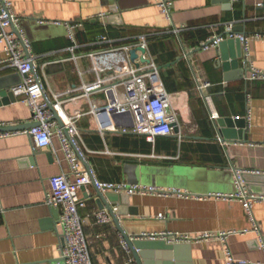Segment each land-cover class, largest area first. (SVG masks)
<instances>
[{"label": "crops", "instance_id": "1", "mask_svg": "<svg viewBox=\"0 0 264 264\" xmlns=\"http://www.w3.org/2000/svg\"><path fill=\"white\" fill-rule=\"evenodd\" d=\"M9 2L18 19L15 28L30 40L36 69L51 98L74 97L83 86L95 84L116 86L124 97L125 89L115 76L98 72L89 55L105 49L95 44L100 36L107 35L113 47L137 44L146 37V59L158 67L165 90L174 95L179 135L161 136L151 143L131 132L134 120L128 113L88 114L90 103L103 110L108 107L105 91L92 92L89 100L68 107L70 113L78 109L86 113L78 120L82 165L98 181L181 189L191 195L119 194L122 200L113 205L119 224L131 240L147 245L146 264H225V246L236 259L264 264L243 204L238 199L206 197L235 194L240 170L249 173L245 176L248 190L264 195V85L245 81L242 44L239 67L232 65L238 57L234 44L225 53L219 46L202 48L233 23L235 34L249 37V61L264 72V7H258L264 0H174L172 22L155 0ZM75 22L83 23L77 43L70 41L64 25ZM230 40L235 39L226 41ZM223 57L221 63L230 65L229 70L218 65ZM5 59L0 45V93L6 91L10 100L8 93H13L21 77ZM198 82L211 84L206 92L218 119L211 118ZM13 98L4 102L0 95V128L31 124L29 106L14 94ZM230 118L243 120L244 140L227 141L218 134L217 121ZM52 140L51 148L36 149L24 132L0 139V264L61 263V228L46 197L50 179L68 174L70 164L61 139ZM81 191L86 205L80 215L93 264H137L113 218L110 224L95 222V212L102 209L92 197L93 189ZM254 215L264 234V202L254 205ZM233 231L226 242L217 237L195 240ZM147 235L158 237H143Z\"/></svg>", "mask_w": 264, "mask_h": 264}, {"label": "built area", "instance_id": "2", "mask_svg": "<svg viewBox=\"0 0 264 264\" xmlns=\"http://www.w3.org/2000/svg\"><path fill=\"white\" fill-rule=\"evenodd\" d=\"M156 6L162 11L166 18L172 22L174 0H155ZM242 0H232L233 3H240ZM264 7V3L258 5ZM104 17V16H103ZM18 19L13 15L11 2L9 0H0V45L3 47L6 59L4 63L18 72L21 77L20 83L12 88L13 94L21 102L29 106L31 110L30 123L34 127L24 130L34 142L36 149L51 148L53 137L61 139L62 150L67 161L70 164L68 174L61 173L50 179V190L46 197V204L55 210H59L58 226L61 228V238L63 245L60 249L59 264H93L90 258L89 243L87 241L85 226L80 215V210L85 207L86 201L81 196V190L93 188V183L104 193L116 194H152L168 195L175 194L180 197H189V193L177 189H160L155 186L131 185L125 183H103L95 178L91 170L85 169L82 165V159H85L79 145V122L78 120L86 113L83 109H78L70 113L68 107L75 102L89 100L92 92L105 91L108 95V107L101 109L97 104H91V110L88 114L96 117L105 114L110 117L113 114H130L134 120L132 133L145 136L147 140L154 143L161 136L169 137L175 135L174 124L178 123L177 111L174 95L169 94L162 83L158 67L148 62H141V58L146 59V54L138 53L136 61L131 60V52L137 48H147V39L142 37L141 42L137 44L113 47L110 38L100 36L95 40L96 45H105V49L94 51L89 55L94 68L101 74L111 73L115 76L125 89L124 97L117 93L116 86L108 88L101 84L83 86V91L70 98H61L54 95L51 98L43 88L41 77L36 69V57L32 54L30 40L18 30V34L12 27L17 25ZM69 39L77 43V32L83 28V23H66ZM235 24L230 23L225 28L224 35H213L202 44L203 49L218 47L228 38L239 40L245 49L243 64L247 71L245 81L260 82L264 85V72L260 71L249 61L248 36H239L235 34ZM258 38L261 35H257ZM198 91L202 99L208 106L211 118L218 119V113L213 107L212 100L207 94L209 83L198 82ZM56 115L60 122L54 120ZM18 131L0 132V139L23 133ZM127 133L128 130H124ZM180 133V130H179ZM178 133V135H179ZM257 173V172H256ZM249 174L245 171H236L235 186L237 192L232 195H208L206 197H224L229 200L238 199L243 204L244 210L249 221H252L254 231L257 234L259 247L264 253V234L254 215V205L258 202H264V195L253 194L248 190L245 182V176ZM202 199L205 196L201 197ZM2 203L0 201V212H2ZM97 224H110L112 218L108 211L98 210L94 214ZM160 218L163 219L161 216ZM236 233L227 232L218 235L204 234L197 237L199 239L219 238L226 242L227 237ZM156 239L157 235H147ZM188 239V237H184ZM125 248L129 250L125 242ZM224 254L226 256L225 264H261L251 263L247 260H239L233 256L231 250L225 246Z\"/></svg>", "mask_w": 264, "mask_h": 264}, {"label": "water", "instance_id": "3", "mask_svg": "<svg viewBox=\"0 0 264 264\" xmlns=\"http://www.w3.org/2000/svg\"><path fill=\"white\" fill-rule=\"evenodd\" d=\"M228 2H231V0H225ZM16 34H18V30L15 28V26H13ZM234 44L237 48H238V57L237 59L232 63L233 66L239 67V60L242 58V48H241V43L239 40H230V41H223L220 45L219 48L221 49L222 53H225L228 45H232ZM143 53L146 54L147 50H145L144 48H137L132 50L131 52V60L132 61H136L138 59V53ZM225 61V57L222 58L221 61L218 62V65L223 66L224 65V69L225 70H229L230 65H226L225 63L222 64V61ZM141 62H146L148 63V60H144L143 57L141 58ZM222 64V65H221ZM10 100H14L13 98V93H8ZM1 97L4 98L5 97V101L4 102H9L10 100L7 99V92H1L0 93ZM54 120L60 122L59 118L54 115ZM60 124L62 125V122H60ZM35 124H27V125H22V126H5V128H0V132H5V131H23V129H30L32 127H34ZM174 127V132L175 135H178L179 133V126L177 124L173 125ZM216 128H217V132L219 135H221L224 140L227 141H231V140H244L245 138V129L246 127H244V122L243 120L237 119L234 120L232 118L230 119H219L217 121L216 124ZM239 129L238 131L236 129ZM82 161L85 162V159H82ZM87 169H89V167L87 166ZM93 198L96 200L99 208H101L102 210H107L110 214V216L113 218L115 224L118 226V229L120 230L122 237L124 239V241L127 243L129 250H131L134 259L136 260L137 264H146L145 262V258L147 257V246L146 244H144V242H140V241H136V240H131V238L126 235V233L124 232V230L122 229L121 225L119 224V219L117 214L114 211V207L113 205L119 203L120 199L122 200L121 196L119 194L116 193H104L102 190H99L95 183H93ZM252 193V192H251ZM53 215H54V219L56 221V223L59 220V215L60 212L59 210H53Z\"/></svg>", "mask_w": 264, "mask_h": 264}]
</instances>
